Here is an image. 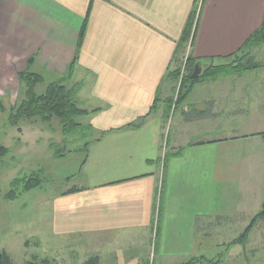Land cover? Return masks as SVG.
<instances>
[{
	"label": "crops",
	"instance_id": "0c3cea01",
	"mask_svg": "<svg viewBox=\"0 0 264 264\" xmlns=\"http://www.w3.org/2000/svg\"><path fill=\"white\" fill-rule=\"evenodd\" d=\"M196 2L0 0V94L16 93L27 70L43 78L42 93L73 64L65 86L82 84L87 114L77 119L95 134L77 184L49 202L51 241L134 238L192 254L197 233L258 206L251 175L264 172V67L218 69L196 83L170 119L173 156L163 162L167 76ZM263 18L264 0H202L189 58L205 70L210 60L227 64ZM247 54L242 65H264V43Z\"/></svg>",
	"mask_w": 264,
	"mask_h": 264
},
{
	"label": "rangeland",
	"instance_id": "374dc122",
	"mask_svg": "<svg viewBox=\"0 0 264 264\" xmlns=\"http://www.w3.org/2000/svg\"><path fill=\"white\" fill-rule=\"evenodd\" d=\"M184 50L185 47L181 51L182 54L178 55V76L175 80H171L173 93L167 105L166 119L168 121L163 124L164 132L167 128L166 135L163 132L165 138L162 137L163 155L169 153L166 137L171 130L170 119L172 120L180 111L185 112L184 107L189 101L187 97L196 83L202 79L212 78H202L192 86H187L186 89L189 92L186 98L182 103H178L183 79L190 73L186 65L189 55L185 57ZM183 56L186 59L185 62ZM220 64L221 66L229 65L226 68H230L229 63ZM37 93L40 94V87ZM76 98L81 108V103L77 96ZM0 99L8 111L9 107L19 99V90L13 94H0ZM189 111L190 109H187L186 112L189 113ZM4 122L5 117L0 115V147L6 149V152L0 155V253L5 252L12 264H25L33 258H37L39 264L42 260H48L49 264H86L87 260L94 257L100 259V264H144L146 262L184 264L191 258L206 259L212 264H264V218L256 221L244 246L227 247L231 241L238 238L253 216L261 210L264 202L263 171L251 172L256 188L254 198L258 206L239 213L237 218L231 219L226 224L222 222L219 228L197 233L195 237L198 244L194 245L192 254L184 252V246L178 248L176 242L173 250L165 252L155 247V240L154 243L151 240V243L146 245L145 241L138 242L134 238H130L128 243L123 241L124 238L115 239L114 243L109 245L104 242L105 239L97 240L92 237L81 240L67 238L51 241L50 232H47L49 202L77 184L76 175L86 156L84 148L95 134L78 130L65 136L55 120L49 124H43L39 120H22L17 127L6 125ZM76 122L84 125L83 119H76ZM51 143L55 144V149L62 153V157H53V152L49 148ZM35 172H40L42 177L43 183L40 188L21 192V185L16 186L15 189L18 192L16 197L5 198L14 180ZM29 240L33 244L36 241L40 243L39 247H34L31 243L28 248H25L24 243Z\"/></svg>",
	"mask_w": 264,
	"mask_h": 264
},
{
	"label": "trees",
	"instance_id": "16d2710c",
	"mask_svg": "<svg viewBox=\"0 0 264 264\" xmlns=\"http://www.w3.org/2000/svg\"><path fill=\"white\" fill-rule=\"evenodd\" d=\"M195 11H196V6H194L187 21V24L185 26V29L183 31L179 43V49L181 48L184 49V46L187 43L192 33L193 26L195 28V25L193 24L195 20L194 19ZM85 25H86V20L83 24V27L79 35L78 46H80ZM194 28H193V33H194ZM192 39H193V35H192ZM263 43H264V18L260 28L248 38V40L243 44L239 52L234 57L224 59V61L229 63L232 62L234 59L238 58L240 60L239 63L234 66L230 64V67L240 70H250L259 67H264V65L258 63H248L244 65L241 64V61L248 55L247 54L248 51ZM216 61L217 60H210V62L212 63H215ZM196 62L197 61L191 60L190 58L187 59L186 65H187V69L190 70L189 71L190 73L187 74L186 78L183 79V83L181 85L179 92L180 96L178 98V103H182V101L186 98V95L189 92V90L186 89L187 86L188 87L192 86V84H194L195 82H197L202 78L213 77L215 70L223 69L229 66V65L227 66L218 65L215 67L209 66L207 70H204L201 78L196 80H191L190 75L192 73L193 67ZM30 63L31 62H29V65ZM72 70H73V64L69 67L65 76L58 78L54 82L49 83L46 86L44 92L40 94L37 93L36 89L38 86L44 83L43 78L37 74L29 72L28 70L19 73L17 75L19 81V99L9 107L8 111H6L2 103V100L0 99V115L5 117L4 123L12 127H17L19 122L22 120H27V121L39 120L43 124H49L52 120H55L59 124L61 131L65 136L68 134H72L78 130L87 131L89 128L86 127L84 128L83 126H81L76 122V119L78 117L87 114V111L79 108L78 100L76 98L77 93L82 87V84H76L71 88H67L65 86V82L69 80L72 75ZM210 71L213 72L208 73ZM177 76H178V72L175 71L173 73H170L167 76V78H169L170 80H175ZM156 102L157 100L155 99L150 109V112L154 111L156 107L155 104ZM131 127H136V125H131ZM88 144L84 148L85 152ZM49 148L53 152V157L55 158L62 157V153L55 149L54 143L53 144L51 143L49 145ZM5 152L6 149L0 147V155ZM179 152L180 151L176 152L175 155H178ZM172 156L173 154H165L163 157V162L165 163L166 160L170 159ZM42 183L43 181L40 172L32 173L29 176L23 177L21 179H16L12 182V188L5 195V198L14 199L16 197L18 193L17 190L15 189L16 186L21 185V192H29L34 189L40 188L42 186ZM263 218H264V203L262 204L261 210L251 219L248 226L243 230V232L238 236V238L231 241L227 245V247L234 245L244 246L248 240L249 233L252 230L253 226L255 225L256 221ZM31 243L32 241L30 240L26 241L24 243V247L28 248ZM33 246L39 247V243L36 241L34 242ZM0 264H12L11 259L5 252L0 253ZM25 264H39V263L37 262V258H33L32 261L27 262ZM41 264H49V263L48 260H42ZM86 264H99V259L97 257L91 258L87 260ZM144 264H152V263L146 262ZM184 264H212V262L206 259L199 260L196 258H191L189 261H187Z\"/></svg>",
	"mask_w": 264,
	"mask_h": 264
},
{
	"label": "water",
	"instance_id": "95a60500",
	"mask_svg": "<svg viewBox=\"0 0 264 264\" xmlns=\"http://www.w3.org/2000/svg\"><path fill=\"white\" fill-rule=\"evenodd\" d=\"M208 62L209 63L207 65L206 69L209 68V66L215 67V66L221 65L220 62H217V61L215 63H212L210 61H208ZM204 70H205V67L203 66V63L202 62H196L194 67H193L192 73L190 75V79L196 80V79L201 78Z\"/></svg>",
	"mask_w": 264,
	"mask_h": 264
},
{
	"label": "built area",
	"instance_id": "2783aa9c",
	"mask_svg": "<svg viewBox=\"0 0 264 264\" xmlns=\"http://www.w3.org/2000/svg\"><path fill=\"white\" fill-rule=\"evenodd\" d=\"M201 2H202V0H197V2L195 3V6H196V11H195V20H194V22H193V24L195 25V23H196V20H197V16H198V13H199V10H200V7H201ZM193 28H194V26H193ZM193 28H192V33H191V35H190V37H189V39H188V41H187V43L185 44V53H184V56L186 57L187 55H189V50H190V48H191V44H192V35H193ZM183 56V60H184V62L186 61V59H185V57ZM182 60V61H183Z\"/></svg>",
	"mask_w": 264,
	"mask_h": 264
}]
</instances>
